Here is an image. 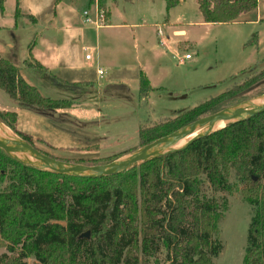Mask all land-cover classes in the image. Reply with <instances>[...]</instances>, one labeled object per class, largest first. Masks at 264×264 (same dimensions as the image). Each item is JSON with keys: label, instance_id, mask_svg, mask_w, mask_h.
<instances>
[{"label": "trees", "instance_id": "obj_1", "mask_svg": "<svg viewBox=\"0 0 264 264\" xmlns=\"http://www.w3.org/2000/svg\"><path fill=\"white\" fill-rule=\"evenodd\" d=\"M15 0V19L26 16ZM61 0H55L54 6ZM103 0H98V9ZM203 23H234L255 11L258 0H195ZM2 0H0V4ZM179 0H165V22ZM107 16V13H106ZM105 16V17H106ZM33 40L29 44V51ZM23 66L46 75L58 87L80 89L29 58ZM140 100L151 90L139 73ZM0 90L16 108L32 113L69 109L70 100L44 97L26 82L18 68L0 56ZM264 95V67L252 69L240 83L172 118L138 127L145 146L211 114ZM0 121L32 145L17 129V114L0 110ZM42 153V152H40ZM124 153L123 155L129 154ZM104 165L119 157L65 160ZM240 185L239 195L250 205L242 264H264V112L201 137L184 150L142 162L127 171L100 178L58 175L11 158L0 149V246L10 256L0 264H212L222 250L216 238L226 199ZM206 188L211 194L206 193ZM85 232L88 238L82 237Z\"/></svg>", "mask_w": 264, "mask_h": 264}, {"label": "rangeland", "instance_id": "obj_2", "mask_svg": "<svg viewBox=\"0 0 264 264\" xmlns=\"http://www.w3.org/2000/svg\"><path fill=\"white\" fill-rule=\"evenodd\" d=\"M61 2L67 13L74 19L77 16L80 17L83 10L87 8V0H76L72 4H69L68 0H61ZM153 2V5L146 4L139 12L145 16L143 21L146 24L153 25L149 27L150 30L154 28L155 24H161L166 17L162 7L165 5V0H153ZM102 7L98 9L97 5V11H103L104 16H106L103 2ZM14 8L15 0H2L0 4V56L18 68L20 74L26 76L28 80L26 82L36 86L37 90L45 96L60 100H78L77 102L81 104L79 106H83L71 108L73 116L77 119L78 117L81 120L84 119L85 123L78 122L75 118L72 120L65 118L64 120L62 117L53 119L50 116L51 120L48 121L53 133L45 127L40 129V125L32 120V116L24 117L21 121L19 130L31 136L33 148L58 159L88 161L108 157L122 158L128 155L121 156L122 154L131 153L140 148L137 132L139 126H150L162 122L164 119L159 116L168 119L173 114L174 109L178 112L194 108L209 98L219 95L233 84L240 83L251 73L252 69L264 67V44L263 53H260V48L257 47L258 35L264 41V18L260 23L247 22L246 18H241L234 23H203L195 0H183L172 8L167 18L175 27L187 33V39L193 41L192 46L176 42V49L181 53L190 54L191 60L185 63H177V59L169 54L164 58L165 63L160 75L163 86H167L168 90L160 89L157 94H152L146 102H143L144 99L136 98L133 83L128 85L121 82L129 89L127 94L122 92L124 86L113 80L117 74L114 69L103 76L100 80L102 85L95 87L91 93L85 91L79 93L83 87L80 89L69 88L68 90L59 87L54 89L49 82V76L40 75L46 79L38 80L39 75L32 73L23 66L24 61L29 57L28 47L33 34L30 35L28 30L21 28V19H16V22L13 21L10 15ZM247 15L245 17L252 18V13ZM139 18L138 24L143 22ZM27 19L31 20L28 17ZM90 25L96 28L94 25L88 24V26ZM134 30L137 33L140 29ZM150 30L147 31L153 39ZM128 31V29L116 28L100 30L98 34L99 43H97L99 48L98 50H90L89 53L94 59L100 55L103 63L113 62L114 56L116 59L118 57L121 60L125 59L123 56L125 53H129L133 59L135 56L137 64H146L147 58L143 56L144 48H142L140 38L136 39L138 44L135 51L132 37L130 40L125 39L124 34L129 35ZM9 46L13 48H9ZM90 46L93 47L94 45ZM134 51L137 53L136 55H134ZM150 64L151 62H148L144 69L153 76L155 73L151 71ZM188 78L195 79L193 80L195 81L193 87L182 91L176 97L172 91L173 87L181 88L180 83L186 84ZM75 93L77 94L75 95ZM262 99H264V95L252 98L243 105L237 106L235 111L238 113L249 111ZM13 107L16 108L7 95L0 90V110L5 111V109ZM39 118L47 125L49 124L46 115ZM217 124L218 122L197 128L189 135L211 129ZM40 131L44 132H41L45 134L44 138L43 136L36 137L33 134V132L40 134ZM47 139L53 143L62 142L61 144H65L63 142H66L67 144L57 148L52 144L50 145ZM186 140L187 137L183 136L171 142L167 148L180 146ZM230 181L236 187L231 194H215L219 199H226L228 207L221 215L219 232L216 237L222 245V250L212 260V264H242L243 260L252 209L240 197L238 191L240 185L234 182L233 176H231ZM6 184V179L0 181V192L4 190ZM205 191L208 195L211 194L209 189L206 188ZM4 254L11 255L3 246H0V256ZM162 261L163 259L160 257L158 263L162 264ZM23 262L25 264H37L31 257L23 260Z\"/></svg>", "mask_w": 264, "mask_h": 264}, {"label": "crops", "instance_id": "obj_3", "mask_svg": "<svg viewBox=\"0 0 264 264\" xmlns=\"http://www.w3.org/2000/svg\"><path fill=\"white\" fill-rule=\"evenodd\" d=\"M75 1L76 0H68V3L72 4ZM54 2L55 0L19 1V8L21 13L23 15H30L34 18V20H29L26 16H20L19 18H17L22 20L21 28L28 30L30 32V35L33 34V45L29 51V57L27 59H34L44 68L48 69L52 75L62 81L70 84L84 83L86 86L80 89L79 93L83 91H85L86 93H91L93 89H95V87L102 85L100 80L103 78V76L111 69H114L117 74L115 79L113 80L116 83L118 82L120 83V85L124 86L122 92L127 94L129 90L127 89L126 85L123 84L129 85V83H133L135 88L134 93L136 94L137 99L139 93V73H142L146 77L151 89L148 92L146 98L143 100V102H146L149 96H151L152 94H157L160 89L168 90L167 86H163L162 76L160 75V72L163 71V64L165 63L164 58H166L169 54L173 58L177 59V57L181 58L182 55L185 54L179 52L176 49V42H182L192 46L191 43L193 41H190L186 38L187 33L184 30L175 27L172 23H170L168 18L166 22L164 20L161 24H155L154 28L150 30L149 27H152L153 25L146 24L143 21L145 16L139 14V12L145 7L146 4L153 5V0H103V5L107 16L105 19V25L98 29L92 27L91 25L88 26V24H85L83 22V12L85 10H88V12H90V17L94 18L95 9H97V0H87V8L83 10L80 17L77 16L75 17V19L67 13L66 8L63 6L62 2L57 4L56 6H54ZM180 2H183V0H179V3ZM162 7L165 11V5H163ZM171 10L169 11V13L171 12ZM14 11L15 8L13 9L10 16L12 17L13 21L16 22ZM245 16L248 15H242L241 18H246L245 20L247 22L250 21L251 23H260L264 18V0H258L257 7L255 11L252 12V18ZM138 18L142 19L143 22H139L138 24ZM109 28H116L120 30L128 29L129 35H126L125 33L124 36L127 40H130L132 37V40L134 41L133 48L135 51L138 44V41H136V39L140 38L142 48H144L143 56H146L147 58L146 64H137L135 56L133 59L131 54L129 53H125V56H123L125 59L122 60L120 57L116 59V56H114L113 62L108 63H103L101 61L100 55H98L97 59H94L89 51L98 50V34L100 30ZM136 28L140 29L137 33L134 30ZM159 29L161 30V36H159L157 33V30ZM147 30H150L153 39L151 38V35ZM257 39V47L260 48L259 51L261 53L263 50L264 41L260 35H258ZM90 45L94 46L91 47ZM9 48L13 47L9 46ZM135 51L134 55L137 54ZM86 54H90L89 60L85 59ZM189 60L182 61L181 63L188 62ZM148 62H151L150 69L152 68L151 71L155 73L153 76H151L146 71V69H144V66L147 65ZM98 69H101L104 72L101 77H99L97 74ZM22 77L25 81H28L24 74L22 75ZM39 79L41 80L46 78L39 75L38 80ZM193 80L195 79L188 78L186 84L180 83L181 88H178V86L173 87L172 91L175 93V96L177 97L182 91L192 88L193 83H195V81ZM49 82L52 87H54V89L58 87L53 84L50 79ZM121 82L123 84H121ZM40 94L44 97H49L45 96L41 92ZM76 94L77 93H75V95ZM77 101L78 100H72L73 104L71 107H83L79 106L81 104H79ZM11 109H5V111H12L17 114L18 130L24 117L29 118V116H32V120L40 125V129H43V127H45L48 128L50 132H52L51 124L48 121L51 120L50 116L53 119L62 117V119L64 120L65 118H67L68 120H72V118H75L72 113V108L46 113H31L29 111L14 107ZM176 112L177 110L174 109L173 114H171L169 118H172ZM44 115H46V120L50 125H47L44 121H42L41 118H39L40 116ZM159 117L164 120L167 119L163 118V116ZM79 118L80 117H78L77 119L76 117L75 120L82 123L86 122L84 121V119L81 120ZM42 131H40V134H36L34 132L33 134H35L36 137L43 136L44 138L45 134H42L44 133ZM48 142L50 143V145L52 144V146L57 148L64 147L67 144L66 142H63L65 144H61L62 142L53 143L49 140Z\"/></svg>", "mask_w": 264, "mask_h": 264}, {"label": "water", "instance_id": "obj_4", "mask_svg": "<svg viewBox=\"0 0 264 264\" xmlns=\"http://www.w3.org/2000/svg\"><path fill=\"white\" fill-rule=\"evenodd\" d=\"M244 103L245 102L215 114L202 117L170 135L157 139L154 142L142 146L136 151L123 156L122 158L116 159L104 165L88 166L51 159L19 138L1 121L0 143L2 144H0V149L4 150L11 158L21 162L22 164L29 165L41 171L75 177H106L127 171L132 167L138 166L142 162L182 151L192 142L201 137H205L225 127L234 125L256 114L264 112V99H262L259 104L254 106V108L249 111L239 113L236 112L235 108L239 105H243ZM216 122H218V124L211 129L202 130L189 135L190 132L197 128L206 127ZM183 136L188 138L182 146H176L169 149L167 148V145ZM88 236V232L82 234V237L88 238Z\"/></svg>", "mask_w": 264, "mask_h": 264}, {"label": "built area", "instance_id": "obj_5", "mask_svg": "<svg viewBox=\"0 0 264 264\" xmlns=\"http://www.w3.org/2000/svg\"><path fill=\"white\" fill-rule=\"evenodd\" d=\"M83 22L85 24H92L94 25L96 28H100V27H103L105 25V16H104V13L103 11H97V9H95V15H94V18L91 19L90 18V14L88 11H84L83 12ZM157 33L159 36H161V30H157ZM85 59L86 60H89L90 59V54H86L85 55ZM191 59V55L190 54H184L181 58L177 57V61L179 63H181L182 61H185V60H189ZM97 74L99 77H101L104 72L103 70L101 69H98L97 70Z\"/></svg>", "mask_w": 264, "mask_h": 264}, {"label": "bare ground", "instance_id": "obj_6", "mask_svg": "<svg viewBox=\"0 0 264 264\" xmlns=\"http://www.w3.org/2000/svg\"><path fill=\"white\" fill-rule=\"evenodd\" d=\"M201 131H202V130H201ZM187 138H188V137H187ZM184 143H185V142H182L181 145H180L179 143H178V144H179L180 146H182ZM0 144H2V143H0ZM171 145H172V144H171ZM174 145H175V144H174ZM174 145H173V146H174Z\"/></svg>", "mask_w": 264, "mask_h": 264}]
</instances>
